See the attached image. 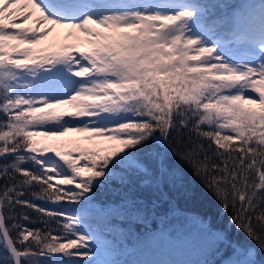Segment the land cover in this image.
<instances>
[{"label":"snow or ice","instance_id":"snow-or-ice-1","mask_svg":"<svg viewBox=\"0 0 264 264\" xmlns=\"http://www.w3.org/2000/svg\"><path fill=\"white\" fill-rule=\"evenodd\" d=\"M70 133L91 146L36 139ZM172 192L226 223L177 227ZM173 237L264 264V0H0V260L169 264L117 256Z\"/></svg>","mask_w":264,"mask_h":264},{"label":"trees","instance_id":"trees-1","mask_svg":"<svg viewBox=\"0 0 264 264\" xmlns=\"http://www.w3.org/2000/svg\"><path fill=\"white\" fill-rule=\"evenodd\" d=\"M231 4H240L244 2V0H228ZM38 139V138H37ZM40 141V140H38ZM41 142V141H40ZM74 148H64L63 151H70ZM189 182H191V177L189 176ZM172 197V203L178 209L176 218L171 222L179 227L181 223V217L186 215L187 212H206L207 210H211V213L214 216L215 222L217 225H223L226 223L227 216L223 212H219L216 208L214 202L210 201L205 196H200L195 201L186 200L180 194L175 192L170 193ZM113 194L111 191L103 190L97 192L96 195V203L106 202L112 198ZM28 197L31 198V193L28 194ZM167 199V197H166ZM40 203L39 201H36ZM168 205H164L161 208V212H163ZM75 208L74 206L65 205V209L70 211V209ZM21 211H27L28 214L33 218L34 223L30 224V227L36 228H44V225L39 222L37 214L30 210L21 209ZM23 223V221H21ZM136 231L140 234H144L146 229L144 226H138ZM148 232H154V227H149L147 229ZM234 236L239 240L242 244H250V241L245 240L242 235H237L234 233ZM59 254H56L58 256ZM53 257V259L56 258ZM121 257L124 258H141L144 261L149 262H157V261H167L169 264H196L197 261L203 259L200 253L195 249L194 246H186L180 243L178 240L173 237L171 242H151L145 241L140 244L134 245L132 242H129L125 249L120 254ZM62 258V257H61ZM209 259H215V257L209 256ZM40 259L46 260L49 259L47 257H41ZM0 264H3V261L0 260Z\"/></svg>","mask_w":264,"mask_h":264},{"label":"rangeland","instance_id":"rangeland-1","mask_svg":"<svg viewBox=\"0 0 264 264\" xmlns=\"http://www.w3.org/2000/svg\"><path fill=\"white\" fill-rule=\"evenodd\" d=\"M50 43L52 42L51 40L49 41ZM38 138V139H37ZM37 140L41 141V144H49V145H55L58 148H76L77 146L79 147H90L91 144L88 142H84L81 137H79L77 134L70 133L66 137L62 138H56V139H51V138H44V137H36ZM46 155H53L54 153H46Z\"/></svg>","mask_w":264,"mask_h":264}]
</instances>
